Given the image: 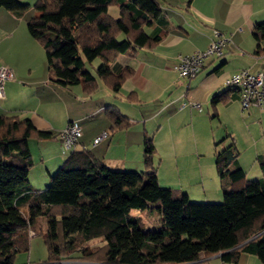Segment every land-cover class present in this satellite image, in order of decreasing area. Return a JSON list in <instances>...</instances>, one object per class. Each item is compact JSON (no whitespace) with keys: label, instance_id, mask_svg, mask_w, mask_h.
<instances>
[{"label":"trees","instance_id":"trees-1","mask_svg":"<svg viewBox=\"0 0 264 264\" xmlns=\"http://www.w3.org/2000/svg\"><path fill=\"white\" fill-rule=\"evenodd\" d=\"M162 1L38 0L27 28L45 51L49 81L62 87L80 85L92 94L101 79L118 91L133 70L114 75L110 63L157 43L145 29L161 18ZM111 6L120 9L117 21L108 15ZM0 8L18 17L29 9L19 0H0ZM254 38L257 54H263L264 23ZM95 61L100 63L96 75L88 69ZM228 98L229 91L218 94L213 104ZM239 102L242 111L264 109H244L241 97ZM109 114L117 125L125 124L120 115ZM52 138L54 133L40 131L31 119L0 115V264H16L36 236L47 248L43 264H200L202 258L217 255L225 263L238 264L243 254L264 264V177L247 179L237 165L234 143L216 153L223 203L198 204L181 191L160 186L150 140L145 143L144 173L113 171L81 148L63 151L66 159L50 184L35 190L29 142ZM132 211L157 213L163 225L151 227ZM93 240L101 242L88 246Z\"/></svg>","mask_w":264,"mask_h":264},{"label":"crops","instance_id":"crops-1","mask_svg":"<svg viewBox=\"0 0 264 264\" xmlns=\"http://www.w3.org/2000/svg\"><path fill=\"white\" fill-rule=\"evenodd\" d=\"M19 1L29 8L22 17L0 8V38L7 36L11 46L5 62L13 70V79L5 85L6 109L0 108V115L31 119L40 131L56 135L29 142L34 162L30 183L35 190H44L66 159L58 135L71 122H77L82 130L77 149L90 151L113 171L146 172L145 143L150 140L155 148L153 167L160 186L181 191L190 201L222 199L216 153L230 143L238 150L237 165L247 179L264 177V109L242 111L239 92L226 85L229 77L242 70L264 73V53L257 54L254 38L255 31L264 23V0L162 1L161 18L145 29L148 36L158 39L157 43L150 49L120 55L110 63L114 75L126 68L133 70L118 91L98 79V89L92 94L80 85L62 87L49 81L45 51L26 30V24L35 15L32 4L38 0ZM108 15L117 21L120 9L111 6ZM214 30L227 39L224 56L207 58L193 79L180 78L174 71L178 57L204 52ZM27 89L36 97V104L12 105L16 103L15 97ZM228 91L227 101L213 104L216 95ZM110 112L120 115L125 124L114 123ZM104 133L107 136L94 144ZM131 214L155 227L147 221V215L138 211ZM94 241L87 245L94 247L101 242L97 240L98 244L91 245ZM34 245L31 242L30 251L20 254L16 264L47 261L46 246L37 255ZM22 255L26 256L20 258ZM255 258L243 254L238 264H262ZM199 262L228 264L221 255Z\"/></svg>","mask_w":264,"mask_h":264},{"label":"built area","instance_id":"built-area-1","mask_svg":"<svg viewBox=\"0 0 264 264\" xmlns=\"http://www.w3.org/2000/svg\"><path fill=\"white\" fill-rule=\"evenodd\" d=\"M227 39L223 34L214 30L213 37L204 52H197L190 55H180L174 65V71L182 79H193L202 70L203 63L207 58L224 56V49ZM13 79V70L9 66L0 67V100L5 99V85ZM226 85L238 90L241 97L242 108L250 106L264 107V73L252 74L248 70H242L226 80ZM200 108L199 105H195ZM107 136L102 134L94 140L98 144ZM60 141L65 154L75 151L79 146L82 137V130L77 122L67 124L66 128L60 133ZM58 264H63L60 262Z\"/></svg>","mask_w":264,"mask_h":264},{"label":"rangeland","instance_id":"rangeland-1","mask_svg":"<svg viewBox=\"0 0 264 264\" xmlns=\"http://www.w3.org/2000/svg\"><path fill=\"white\" fill-rule=\"evenodd\" d=\"M32 10L35 12V4H32ZM22 26L24 28V23H22ZM26 30L28 32L27 24H26ZM28 34H29V32H28ZM10 47L11 46H9V41L7 39V36L0 38V67L8 65L5 61L10 56V51L8 50ZM95 62L96 63L93 66H96L97 63L99 64V61H95ZM89 69L92 71V73H95V68H92L90 66ZM15 102L16 103H14L12 105L27 106L28 104L29 105L33 104L32 106H34V104H36V102H37V99H36V97H34L33 93L30 92V90L27 89V90L22 91L19 95H17L15 97ZM5 105L3 104V100H0V108L6 109L4 107ZM31 108L32 107L30 106V109ZM230 169L232 170L233 166ZM191 199H192L191 202L198 203V204H221L224 201L223 196H222L221 200H217V201H215V200H205V199L197 200V199H194V198H191ZM207 201H209V202H207ZM134 214H138V213L134 212ZM147 221L152 223L156 228L161 227L163 225V219L160 218L159 214H157V213L154 214V215L148 216L147 217ZM98 241L95 240L94 243H92L91 245L98 244ZM31 242H34V244H35L34 245V251L36 252V254L40 255V253H42L43 249H44V245H45L44 239L42 237H40V236H36V237H34L31 240ZM24 256H26V255H22V256H20V258H22ZM256 258H255V260L260 262L259 259H256ZM76 264H79V263H76ZM82 264H84V263H82Z\"/></svg>","mask_w":264,"mask_h":264}]
</instances>
